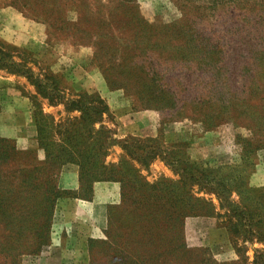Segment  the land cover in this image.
Wrapping results in <instances>:
<instances>
[{"label":"rangeland","instance_id":"374dc122","mask_svg":"<svg viewBox=\"0 0 264 264\" xmlns=\"http://www.w3.org/2000/svg\"><path fill=\"white\" fill-rule=\"evenodd\" d=\"M175 21L190 40L208 47L176 51L174 41L152 38L143 27L149 31ZM0 45L34 77L63 93L60 103L49 105L27 78L0 71V139L15 145L7 164H0V177L9 180L15 168L44 163L37 123L41 117L58 122L78 116L66 105L84 95L108 109L94 129L103 125L117 141L159 148L190 167L204 162L212 175L233 185L227 207L196 185L180 189L181 177L160 157L148 169L133 162L140 183L157 184L160 191H150L157 195L152 199H169L167 187L175 196L185 192L197 206V215H183L172 229L164 222L136 224L120 212L119 182L93 183L86 199L78 196V165H47L44 176L53 173L61 196L52 205L46 242L35 253L14 254V248L32 251L38 222L19 235L9 218L10 194L0 192V264H167L170 247L183 243L201 249L204 264H255L257 255L264 258V220L245 239L231 210L264 218V0H0ZM130 71L136 82L154 72V85L172 91L177 105H186L184 114L143 107L136 87L127 89L116 79ZM120 158L125 159L124 151L114 145L105 163ZM130 191L125 199L136 198ZM238 192L246 193L250 206ZM202 199L208 205L195 202ZM26 205L17 199L14 208L22 211ZM109 213L117 215L112 221L120 231L112 243Z\"/></svg>","mask_w":264,"mask_h":264},{"label":"trees","instance_id":"16d2710c","mask_svg":"<svg viewBox=\"0 0 264 264\" xmlns=\"http://www.w3.org/2000/svg\"><path fill=\"white\" fill-rule=\"evenodd\" d=\"M143 27L152 38H154V34H157L165 37L169 42L174 41L177 46H173L172 49L176 51L201 52V50L203 51L208 47V44L203 42L196 44V41L190 40L185 26H180L176 21L171 25L156 24L154 27H150L149 31L146 26ZM184 38H186V41H183ZM156 46L158 47L159 45H154V47ZM202 61H204L203 58ZM120 67L125 68L126 65L122 64ZM0 71L7 75H18L27 78L35 86L39 96L42 99H46L49 105H56L63 99V93L57 87H51L44 81L34 77L33 73L24 64L15 61L10 52L5 51L1 45ZM132 73V71L121 72L119 73L120 77H116V79L127 89L132 90V87H136L134 92L137 93V96H141L139 99L142 101L143 107L148 109H168L173 114H176L173 115L174 117H180L181 114H184L185 111L183 110L186 105H177V100L172 91L154 85L156 82V79H154L156 74L154 72L150 75L152 77H149V74H144L145 77L143 78L140 77L141 82L134 81L135 75H132ZM153 85L154 87L151 88ZM76 97L68 101L66 111L70 113L77 112L79 113L78 116L67 117L65 120L61 119L58 122H55V119L50 116L47 118L41 117V121L37 123L38 136L36 144L44 152V163L30 170L23 167L15 168L9 180L0 177V192L10 194L8 199H12L13 204L11 203L9 218L12 225H17L19 235L22 234L23 229L28 230L30 223L34 225L36 221L38 222V231L31 234V242L29 241V246L33 248L32 251L28 248H22V250L20 249L21 251L14 248V254L25 250L35 253L40 249L38 244L46 242L52 205L61 196V192L53 183V173L44 176V171H47L44 169L47 165L49 167L66 163L78 165L80 168V193L78 196L86 199L91 194L93 183L119 182L121 184L122 203L116 208L126 216L133 217L132 221L136 224L143 222L158 226L159 223L164 222V224L169 223L172 229H175L176 224H180L183 215L195 216L198 214L197 206L193 203V200L185 197V192H182L180 197L175 196L176 192H170L171 189L168 190L166 187L164 190L166 194L167 191L171 193L169 199L154 200L152 198L156 194H151L150 191H156V193L160 191L157 184L140 183L137 180L139 169H134L132 163L134 162L139 167L148 169L157 157H160L173 172L181 177L178 182L181 184L180 189L185 191L189 189V186L196 185L199 191L208 190L214 192L219 200L223 201L227 207H230L228 199L233 188L230 180L222 176L217 178L216 175H212L213 169L204 162H200L199 166L193 164L190 167L188 163H181L175 156H171L169 159L170 154L164 153L159 148L149 145H136L135 142L117 141L109 136L110 131L103 125H100L98 129H94L96 124H102L103 115L108 112L107 107L98 98L94 99L84 95H77ZM211 97L214 98L213 95ZM52 130L54 131L53 134L51 133ZM114 145L121 146L126 160L120 158L117 164L105 163L108 150ZM14 151L15 145L13 142L0 139V164H7ZM27 175L31 177H26ZM35 181H39V183L34 184ZM128 190H131V195L134 198L136 197L135 199H125ZM238 194L243 204L251 205V203L247 202L245 192H238ZM17 199L26 200L27 205L22 211L14 208ZM195 202L208 205L204 199L196 200ZM34 203H36V207L32 206ZM231 210H233V215L239 221L237 225L244 228L245 239H248L253 234V227H259L264 220L260 214L249 216L235 206ZM114 216L117 215H110L109 213V227H111V230L113 228L114 232L111 233L109 231L108 233V239H111V243L114 237L120 236L119 229L112 221ZM246 217L249 218L246 220ZM253 217L255 219H251ZM40 222H42V225H39ZM234 227L236 228L237 226ZM256 235L257 237L261 236L258 231ZM36 237L39 240H36ZM262 241H264V238H262ZM153 259L157 261L158 258L154 257ZM167 259L165 260L167 264L205 263L201 249L187 248L184 243L180 247L177 245L170 247ZM255 264H264L262 255L256 256Z\"/></svg>","mask_w":264,"mask_h":264},{"label":"crops","instance_id":"0c3cea01","mask_svg":"<svg viewBox=\"0 0 264 264\" xmlns=\"http://www.w3.org/2000/svg\"><path fill=\"white\" fill-rule=\"evenodd\" d=\"M8 108L6 107V110H7Z\"/></svg>","mask_w":264,"mask_h":264}]
</instances>
